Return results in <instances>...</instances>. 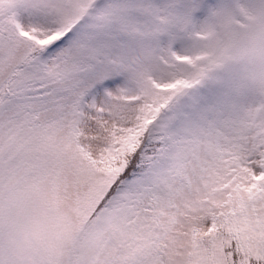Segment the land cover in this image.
Listing matches in <instances>:
<instances>
[{"label": "snow or ice", "instance_id": "1", "mask_svg": "<svg viewBox=\"0 0 264 264\" xmlns=\"http://www.w3.org/2000/svg\"><path fill=\"white\" fill-rule=\"evenodd\" d=\"M0 264H264V0H0Z\"/></svg>", "mask_w": 264, "mask_h": 264}]
</instances>
